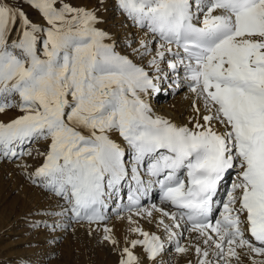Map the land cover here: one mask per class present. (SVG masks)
<instances>
[{"label":"snow or ice","instance_id":"6c2138e0","mask_svg":"<svg viewBox=\"0 0 264 264\" xmlns=\"http://www.w3.org/2000/svg\"><path fill=\"white\" fill-rule=\"evenodd\" d=\"M28 3L48 27L0 0V113L13 107L23 113L0 122V155H31L20 146L50 141L28 179L57 204L37 210L42 218L30 226L56 232L87 222L91 234L127 182L128 202L117 207L128 210L130 224L133 214L159 212L166 239L131 227L142 239L122 249L119 264H142L132 251L137 245L151 264L169 244L177 254L188 252L183 230L205 245H195L198 264H231L240 258L237 249L264 255V0H116L144 32L133 52L148 57V70L116 50L97 27L103 21L95 10ZM182 85L196 97L192 127L156 115L148 102ZM232 170L235 180L213 222L216 194ZM153 187L171 211L140 207ZM103 231L102 239L115 245L112 230Z\"/></svg>","mask_w":264,"mask_h":264},{"label":"rangeland","instance_id":"374dc122","mask_svg":"<svg viewBox=\"0 0 264 264\" xmlns=\"http://www.w3.org/2000/svg\"><path fill=\"white\" fill-rule=\"evenodd\" d=\"M9 2L14 8L23 10L32 23L48 27L39 10L32 7L28 0H9ZM62 3L72 7H84L95 10L96 15L103 21L99 23L100 26L104 25L102 29L108 28L109 30L114 24H119L116 20L114 21L115 11H120L116 6V0H103V3H101V0H56L54 6L59 8ZM126 20L127 17H125V22H127ZM129 24L130 22H127V25ZM18 35L19 33L17 32L13 33V37ZM37 35L41 34L37 33ZM135 42L136 40L134 39L133 43ZM121 45L122 47L125 46V44ZM160 94H166V96L156 100L157 103L167 98L166 92H161ZM13 99L18 102L19 98L13 97ZM6 110L10 111V115L1 117L0 122H10L23 114L15 107ZM0 157V264H119L122 257V249L129 247L131 240L139 239L137 233L129 231L131 227H135L139 223L133 217L132 219L136 224H130L127 218H123V222L120 223H117V220L112 222L106 219L99 226H91V234H89L90 226H87L80 230L78 234L67 233L60 236L56 240L55 247L52 250L47 249L46 242L49 237L42 238L43 229L30 226L33 221L41 219L42 213L40 211L32 212L33 210L30 207L31 196L29 195L33 191L31 192L28 188L31 182L26 179L28 175L21 165H17V169H14L10 166V162L6 157L2 155ZM18 166L21 167L18 168ZM13 170L16 172H12ZM15 173L17 174L15 175ZM13 183L15 185H12ZM20 184L25 188L19 186ZM19 189L22 190L20 191ZM46 199L45 201L48 202L49 199ZM41 209L39 208L38 210ZM104 226L112 230L111 235L117 241L115 245L102 239L105 234L103 231ZM151 227L153 228V226ZM142 249V246L137 245L132 251L137 255L136 251ZM173 251L174 249L169 248L165 253L167 260H164L165 262L157 261V264H181L183 258L177 253H173ZM233 262L235 261L232 260L231 263ZM240 262V260H236L234 264H240ZM145 264H150V262ZM182 264H185V262ZM196 264H198V260Z\"/></svg>","mask_w":264,"mask_h":264},{"label":"bare ground","instance_id":"6f19581e","mask_svg":"<svg viewBox=\"0 0 264 264\" xmlns=\"http://www.w3.org/2000/svg\"><path fill=\"white\" fill-rule=\"evenodd\" d=\"M114 15H115L114 21L116 20V22H118L119 24H114V25L112 24L113 26H111L109 30L108 28H104L105 30L104 29L103 30L109 33V35L112 37V40L115 41L116 47H117L116 50L118 52H120L122 55H127L130 59L133 60V62L144 66L146 70H148V65L146 64V60L148 59V57H144L142 59L136 53L133 52V48L138 47L139 40L144 37V32L138 29L137 27L133 26L132 23L128 19L126 21L130 22V24L127 25V22H125L126 16L121 11L119 12L115 11ZM103 26H100V24H98V27L101 29ZM150 38L151 37H149V39ZM134 39L136 40V42L132 43L131 46H129L128 42L134 41ZM106 42H112V41H106ZM121 44H125V46L122 47ZM153 48H155V45H153ZM161 66L164 69V71H168L166 61H164ZM180 75L181 77L183 76L182 69L180 71ZM165 87H167V85H165ZM166 93H167V98L163 99L162 101H159V103H157L156 100H158L159 98L165 97L166 94L163 95L159 93L157 95L150 96L148 98V102L152 106L153 112L156 115L164 116L172 120L175 123H178L181 125L187 124L189 127H192V123L190 122V117H192L195 114L193 110V100H196L195 95L189 91L187 85H182V87L175 89L174 91L169 90ZM197 107L200 108L201 115L207 114L204 110L202 102L197 101ZM9 115H10V111L5 110L3 113H0V118L8 117ZM216 128L218 131H224V128L219 124L216 125ZM110 136L117 143H120L122 147H126V145L124 144V141L119 136L118 132H112ZM49 143L50 141H46L43 139L33 140L29 143H26L20 146L23 152L25 153L31 152V155H22V156L17 155L16 157L7 158V160H9L10 166L13 167L14 169H17L16 168L17 165H21L24 168L25 173L28 175L32 173L37 167H39L43 163L44 156L38 153L46 154L48 151ZM20 148H18V151L20 150ZM21 166H18V168ZM12 172H16V171L13 170ZM17 173H15V175ZM235 174H236V170L230 171L226 179L222 182V185L218 189V192L214 200V205H213V211H214L213 218L214 219L215 217L219 216V209L222 208V203L224 199H226L227 197V191L232 181L235 180ZM26 179L28 178L26 177ZM15 184L13 183L12 185H15ZM19 186L22 187L21 184ZM15 187H18V186H15ZM22 188H25V187H22ZM28 188L31 192L33 191V193L29 195L31 196L30 197L31 199L30 207L33 210L32 212L37 211L39 208L40 209L42 208L41 210H43V209H54L56 207L57 198H54L52 193L48 192L47 190L43 189L37 184H33L31 182L29 183ZM158 189H159L158 187H153L149 191L148 195H146L145 197L141 199L140 207L145 208V209H150L152 205L155 204L157 207L164 208L165 210L171 211L172 209L167 204L162 203V201L158 199ZM19 190L21 191L22 189H19ZM127 195H128V183L125 182L124 186L121 188L120 194L118 196H114L112 200L109 201V207L105 210V215L107 219H109L112 222H114V220L115 221L117 220L118 221L117 223H120V222H123L124 220L123 218H127V216L129 215L128 210L126 208L121 210L117 207L118 204H127L128 202ZM46 198L49 199L48 202L45 201ZM109 208L111 209L109 210ZM132 217L135 220L139 221L137 226H139L142 230L147 231L149 233H155L156 235H160L162 239H166V234L164 233L162 226H159L158 224V221L161 218V214L159 212L153 211L151 217H148L147 215L137 216L135 214H133ZM214 219H213V222H214ZM165 222H168L167 218H165ZM101 224L102 223H100L99 225ZM87 226H89L87 222L71 221L67 229H58L56 232H50L42 228L44 233H42L41 237L42 238H46V236L49 238L53 236L60 237L67 233L78 234L80 233V230H82L83 228H86ZM91 226H97V224H92ZM151 226H153V228ZM246 235L248 234L246 233ZM137 236L139 239H142V237L139 236V234ZM49 238H48V241H49ZM249 239H251L250 235H249ZM56 240L52 243H49L47 241L46 242L47 249L52 250V248L55 247ZM180 243L189 248L188 252L183 253V254H177L183 258L181 262L182 263L185 262V264H196V261L198 260V256L195 252V245L199 244L201 248H204L205 245L203 244L202 240L197 239L195 233H189L188 231L183 230V238L181 239ZM44 244H45V241H44ZM174 247H175L174 244L167 245L168 249L169 248L174 249ZM237 251L240 253V258H239V260L241 261L240 264H252V259H256L257 261L264 260V255H257V254L250 253V252L246 254L245 249H237ZM173 253H176V252L173 251ZM136 254L138 258L142 261V264H145L147 262H150L151 264V261L147 259L143 249L137 250ZM164 260H167V256H165V254L162 257L158 258L157 261L163 262ZM233 261L236 262L235 259H233ZM235 262L231 264H234Z\"/></svg>","mask_w":264,"mask_h":264}]
</instances>
